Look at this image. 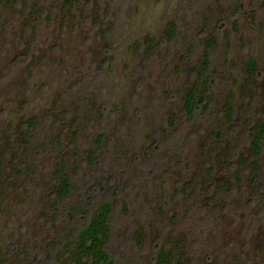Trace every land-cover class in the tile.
Instances as JSON below:
<instances>
[{"label":"rangeland","instance_id":"374dc122","mask_svg":"<svg viewBox=\"0 0 264 264\" xmlns=\"http://www.w3.org/2000/svg\"><path fill=\"white\" fill-rule=\"evenodd\" d=\"M262 119L264 0H0V264H71L68 212L103 201L116 264H264Z\"/></svg>","mask_w":264,"mask_h":264},{"label":"trees","instance_id":"16d2710c","mask_svg":"<svg viewBox=\"0 0 264 264\" xmlns=\"http://www.w3.org/2000/svg\"><path fill=\"white\" fill-rule=\"evenodd\" d=\"M23 1V0H22ZM68 1V0H66ZM17 4L21 2V0H16ZM26 59V55L19 56L16 58L15 62L23 61ZM254 64L255 61L251 60L249 62L250 73L254 72ZM205 69L208 68V62L205 61L203 63ZM202 73V72H201ZM204 83H206L207 87L210 88L211 78L208 75H202ZM205 90L198 94L195 88H191L186 92L184 98V108L189 116H192L197 110H199L201 106V110L205 109L207 106L206 93ZM248 138L250 140L251 147V162H250V171L252 172V176L250 178L251 182L255 183L260 173V156L262 154L263 145H264V119H262L258 125H256L252 130L248 133ZM228 158V157H227ZM230 160L226 161V168L228 171V175L232 178L235 177L239 181L241 180V174L236 173L238 163L240 161L243 162L242 165L249 164L245 156H240L238 158V154H233L229 157ZM248 166V165H247ZM241 167V166H240ZM64 168H61V171ZM61 174V173H60ZM224 190L227 191L228 195H231L232 191H234L235 187L229 185V182H225ZM72 183L69 177H64L60 180V183L55 189L54 193V202H61L66 197H68L72 190ZM237 187V186H236ZM239 189V185L237 190ZM259 194L254 193L253 198H250L252 203L256 201V197ZM262 201L264 202V195L262 196ZM86 214V221L76 225L73 221L70 222L75 216V213L72 211L68 212L69 222L67 226L61 231V234L58 237L57 242L60 245H63V248L66 250L67 259L69 258L71 264H116L115 258L112 257L108 251V245L111 239V204L108 201H103L97 209L91 213L89 216L87 215V210H84ZM57 243L52 245L48 252H45L46 260L51 259V254L54 253V250L57 247ZM18 251V250H17ZM21 250H19L20 252ZM173 259V258H172ZM157 264L163 263L162 255H159L156 259ZM53 260L49 261V264H52ZM28 264H41L37 259V256H33ZM129 264H140L138 261L131 262Z\"/></svg>","mask_w":264,"mask_h":264}]
</instances>
